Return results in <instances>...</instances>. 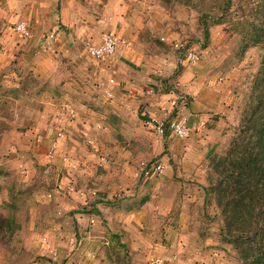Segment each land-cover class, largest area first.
<instances>
[{
  "label": "rangeland",
  "instance_id": "rangeland-1",
  "mask_svg": "<svg viewBox=\"0 0 264 264\" xmlns=\"http://www.w3.org/2000/svg\"><path fill=\"white\" fill-rule=\"evenodd\" d=\"M76 1L87 11L85 18L98 20L113 0ZM118 1L138 27L139 33L131 40L141 43L137 49L152 57L165 56L163 70L154 69L157 73L142 84L144 95L153 96L154 102L159 94L176 97L172 108H164L161 114L163 107L156 106L159 116L155 117L164 121L165 131L158 134L146 123L148 113L142 112L148 102H140L141 96L117 116V108L104 103L114 98L105 97L92 85L91 98L96 99L74 94L75 113L64 110L66 128L57 113L65 107L60 89H48L55 96L47 104L50 115L46 118L41 115L45 104L36 94L38 83L28 92L0 88V264H47L51 249L57 252L55 264H65L67 248L58 240L83 236L71 225L75 215H85L88 221L90 214L99 212L98 207L111 208L113 203L128 212H148L143 221L148 237L164 243L177 237L184 247L192 243L194 247L185 248L184 255L199 258L202 264L208 257L212 264L219 257L241 264L236 248L220 236L223 222L214 194L208 190L216 178L210 162L227 151L261 65L264 49L256 42L252 14L262 0H231L223 14L224 0ZM202 12L219 19L209 23L206 41ZM104 33L112 31L101 36ZM170 41L194 46L200 55L196 63H190L192 79L183 83L180 53ZM200 82H212L220 93H228L230 104L208 112L205 119L198 118L197 128L190 130L185 123L187 135L177 137L168 124L182 121L176 118L177 106L183 102L188 110L194 97L188 89ZM57 129L64 132L58 140ZM157 164L162 165L159 171L154 170ZM163 179L166 185L159 188ZM174 222L183 230L176 231ZM55 224L65 229L57 234Z\"/></svg>",
  "mask_w": 264,
  "mask_h": 264
},
{
  "label": "crops",
  "instance_id": "crops-1",
  "mask_svg": "<svg viewBox=\"0 0 264 264\" xmlns=\"http://www.w3.org/2000/svg\"><path fill=\"white\" fill-rule=\"evenodd\" d=\"M85 13L87 14V11L81 9L76 0H0V88H20L28 92L38 83L36 94L39 102L45 104L41 115H45L46 118L50 115V107L47 104L53 101L50 97L55 96L48 90L51 87L55 90L60 89L61 95H64L60 97L62 98L60 101L65 102L64 106L68 104L75 107L71 104L74 94H83L86 98L94 100L96 98H91L94 93L91 87L96 85L95 87L105 97L114 98L104 103L117 108V116L121 114V108L125 110L126 104L138 96L142 97L140 102H148L142 112L148 113L145 119L159 116L164 108H172L176 102L173 94L163 93L164 96L159 94L160 102L159 97H156L157 102H154L153 96L144 95L142 84L148 82L152 76L150 74L163 70L161 62L165 56L147 55L138 50L141 43L131 41L139 32L127 7L121 5L118 0H113L105 5L104 13L98 20L85 18ZM19 22L25 23L26 29L30 32L29 37L15 31L14 26ZM105 31H112L116 35L117 46L111 56L98 62L86 53L80 41L89 39L98 44L101 34ZM49 32H58L60 41L48 49L43 45V39ZM182 65L180 83L192 77L190 72L192 64L183 62ZM194 76L193 74V78ZM198 76L197 73L195 81ZM109 79H113V82L109 83ZM216 88L212 82H200L188 89L189 92L191 90L194 92L193 102L188 110H184L183 102L179 103L176 118L182 119L192 130L198 127V118L205 119L210 111L226 109L230 104L229 94L220 93ZM120 89L127 92L122 93ZM105 90L110 91L111 96H107ZM167 98L170 101H167ZM156 106L163 107L159 114H156L158 112ZM64 110L65 107H62L61 113L57 110L60 121L58 122L67 128ZM36 118L38 117L35 116L34 119ZM62 133L64 135L63 131ZM161 181L159 188L166 185L165 179ZM169 194L171 196V193ZM162 195L164 198L165 194ZM113 205L111 208L98 207L99 212L90 214L88 221L85 215H75L76 221L71 225L77 234L83 236L58 240V244L67 248L65 264H202L201 261H197L199 258L184 255L185 248L187 249L189 245L191 248L194 247L192 243L184 247V242L177 237L167 243L148 237L143 222L148 212L136 210L128 212L118 203ZM91 219L94 221L90 222ZM176 222L175 230L182 231V226L176 227ZM162 225L167 224L162 222ZM52 227L57 234L65 229L62 224H55ZM156 259H160L161 262H156ZM211 261L212 259L208 257L205 264H212ZM216 264L238 263L233 258L219 257Z\"/></svg>",
  "mask_w": 264,
  "mask_h": 264
},
{
  "label": "trees",
  "instance_id": "trees-1",
  "mask_svg": "<svg viewBox=\"0 0 264 264\" xmlns=\"http://www.w3.org/2000/svg\"><path fill=\"white\" fill-rule=\"evenodd\" d=\"M224 0L221 14L229 10ZM256 42L264 49V0L254 5ZM202 12L205 41L209 23L218 22ZM216 178L208 190L214 194L223 222L220 236L236 248L241 264H264V52L247 107L227 151L211 159Z\"/></svg>",
  "mask_w": 264,
  "mask_h": 264
},
{
  "label": "built area",
  "instance_id": "built-area-1",
  "mask_svg": "<svg viewBox=\"0 0 264 264\" xmlns=\"http://www.w3.org/2000/svg\"><path fill=\"white\" fill-rule=\"evenodd\" d=\"M15 31L21 33L25 37L30 36L29 30L26 29V25L24 22H19L14 26ZM161 40L166 41L164 37L161 38ZM60 41V36L58 32H49L45 35L43 39V45L46 48H51L53 45ZM81 44L83 45L86 53L94 58L98 62L104 61L107 57L111 56L117 46V38L113 33H104L101 38L100 42L98 44L93 43L89 39H82ZM171 44L174 46V48L180 53V56L178 58L180 63L188 62V63H196L200 59L199 52L197 51L196 47L194 46H188L187 44L181 42V41H170ZM113 79H109V83H112ZM105 94L107 96H111V92L108 90H105ZM66 111H68L70 114L75 113V108L73 106H70L68 104L65 105ZM146 123L151 124L153 128L155 129L156 133L163 134L166 128V124L164 121L160 120L157 117H150L146 119ZM169 127L172 130V133L177 137H184L187 135L188 128L185 125V122L183 121H175L172 120L168 124ZM62 130H58L56 132V139L58 140V137L61 136ZM54 141V143L57 142ZM64 162L68 161V157H63ZM162 169V165L157 164L154 166L155 171H159ZM25 173V171H23ZM145 173H148V170L145 171ZM68 189L70 191H75L76 189L74 187L68 186ZM58 214H61L60 211L57 212ZM94 220H90V222H93ZM50 259L51 261L49 264H55L56 258H57V252L53 249L50 250ZM156 262H161L160 259H156Z\"/></svg>",
  "mask_w": 264,
  "mask_h": 264
}]
</instances>
